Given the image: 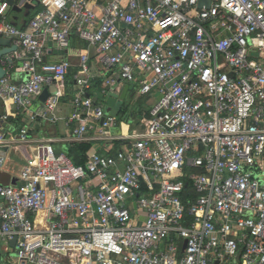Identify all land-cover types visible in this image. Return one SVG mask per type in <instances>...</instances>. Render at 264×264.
<instances>
[{
    "label": "built area",
    "instance_id": "1",
    "mask_svg": "<svg viewBox=\"0 0 264 264\" xmlns=\"http://www.w3.org/2000/svg\"><path fill=\"white\" fill-rule=\"evenodd\" d=\"M41 1L19 26L0 0V38L20 61L0 59V129L6 104L26 111L64 87L72 63H46L45 37L66 47L72 33L97 48L110 88L125 81L151 101L149 117L111 133L115 117L87 96L88 49L73 138L128 141L122 149L76 164L28 128L0 131V145L36 142L18 184L0 183V264H264V0ZM6 164L0 153V174Z\"/></svg>",
    "mask_w": 264,
    "mask_h": 264
},
{
    "label": "crops",
    "instance_id": "2",
    "mask_svg": "<svg viewBox=\"0 0 264 264\" xmlns=\"http://www.w3.org/2000/svg\"><path fill=\"white\" fill-rule=\"evenodd\" d=\"M33 6H23L19 9H15L10 5L9 15L11 20L19 25L24 26L29 20H31L36 13L41 11L44 6L42 1L39 3H33ZM14 45L11 42V46ZM5 46L0 45V49ZM18 49V48H17ZM89 49L90 58V79L91 84L87 88V96L97 104H103L105 108L107 107L106 101L110 93L118 94L117 98H112L114 106L119 109L117 115L111 116L115 117V123L110 128L113 135H124L139 129L141 125V120L149 117L150 102L147 98L142 97L136 91V86L134 84L119 81L117 84L110 88L107 84L109 78L113 74L106 69L105 66L100 62L98 55H96V49L90 47L88 42L85 41L77 33H72L69 37V44L66 47H62L54 40L51 36L45 37V48H44V60L46 63H60L63 60H69L72 66L69 70L68 76L75 78L77 71L79 70V63L82 54H84ZM17 50L9 54L13 57ZM14 65H19L20 61L12 59ZM26 76L17 74V80L23 81ZM67 79V78H66ZM76 80V79H75ZM72 92L67 94L66 80L64 82V87L57 88V92L62 93L59 104L54 111L53 115L45 116L47 111V101L44 102L39 98L33 101L29 110L26 111H15L11 104H6L4 111L9 113V119L2 126L0 131L5 134L7 139L11 136L10 134H19L23 128H28L30 135L34 139H47L55 148L57 153H66L69 155L70 151L74 152V157L79 158L82 163L85 164L88 154L93 151H98L102 153H112L115 154L120 149H122L127 142L121 141L120 139H75L73 138V130L77 127L76 122L70 121V117L73 115V99L77 91V82L73 83ZM128 87V88H127ZM126 92L125 98H122L123 93ZM135 96L138 97L136 102ZM131 97L133 99H131ZM90 143V148L84 154L85 158H81L79 153L75 151L74 143L77 142ZM36 142H34L35 144ZM34 144H23V143H9L5 142L0 145V151H3L7 156V164L2 175V179L7 183H13L17 180L21 169L25 165L27 159L33 154ZM32 146V147H31ZM2 147H8L7 150H3ZM73 160V158H72ZM74 161V160H73ZM47 212L42 210L38 214V223L44 224L46 221ZM4 245V244H3ZM6 248V245L4 247Z\"/></svg>",
    "mask_w": 264,
    "mask_h": 264
},
{
    "label": "water",
    "instance_id": "3",
    "mask_svg": "<svg viewBox=\"0 0 264 264\" xmlns=\"http://www.w3.org/2000/svg\"><path fill=\"white\" fill-rule=\"evenodd\" d=\"M1 1H7L11 6H13L15 9H19V7H23V6H30L32 7L33 3H39L40 0H1ZM211 0H200V6L206 4L208 7L210 6ZM79 35V33H77ZM11 42L12 40L9 38H0V45L1 46H5L4 48L0 49V59L3 56H6V59L9 62H12V59L9 57V54L12 53L13 51L17 50V46L16 45H12L11 46ZM6 74V70L0 65V79L3 78ZM128 88V87H127ZM57 88L56 86H51V87H46L41 95H40V99L44 102L47 101V99L52 95L57 93ZM127 90L123 93L124 95H122V98H125V94H126ZM118 94L116 93H110L109 97L106 101V105L107 107L105 108V113L109 114L111 113L112 115H117L119 112V109H117L114 106V103L112 102V98H117ZM3 150H7L8 147H2ZM1 154H5L3 151H0ZM16 240H12L11 244L14 246L15 245ZM186 243L187 241H185V245H184V249L186 247Z\"/></svg>",
    "mask_w": 264,
    "mask_h": 264
},
{
    "label": "trees",
    "instance_id": "4",
    "mask_svg": "<svg viewBox=\"0 0 264 264\" xmlns=\"http://www.w3.org/2000/svg\"><path fill=\"white\" fill-rule=\"evenodd\" d=\"M75 78H73L72 76H67V79H66V89H67V94H69L70 92H72V89H73V83L75 82ZM74 148L75 151H77L79 153V156L83 159L85 158L84 154L86 153V151L90 148V143H86V142H77V143H74ZM69 155L73 158L74 162L76 164H79V163H82V161H80L79 158H75L74 157V152L73 151H70L69 152Z\"/></svg>",
    "mask_w": 264,
    "mask_h": 264
},
{
    "label": "rangeland",
    "instance_id": "5",
    "mask_svg": "<svg viewBox=\"0 0 264 264\" xmlns=\"http://www.w3.org/2000/svg\"><path fill=\"white\" fill-rule=\"evenodd\" d=\"M92 48L96 49V53H97L96 55H98V50H97V48H96V47H92ZM135 98H136V102H137L138 97L135 96ZM131 99H133V98L131 97ZM3 173H4V171L0 174V183H2V184H6V185H7V184H12V185L18 184L17 180H16L15 182H13V183H7V182H5V181L2 179V175H3ZM0 245H1V253L4 254V253H5V249H4L5 245H3V243H0ZM9 248H12V247H9Z\"/></svg>",
    "mask_w": 264,
    "mask_h": 264
}]
</instances>
